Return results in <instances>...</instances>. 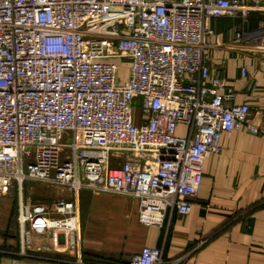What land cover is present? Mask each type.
<instances>
[{
	"label": "built area",
	"instance_id": "1",
	"mask_svg": "<svg viewBox=\"0 0 264 264\" xmlns=\"http://www.w3.org/2000/svg\"><path fill=\"white\" fill-rule=\"evenodd\" d=\"M252 13L264 0H0V199L17 192L13 254L110 264L84 259L82 189L136 199L145 226L189 213L221 134L264 137L210 65L222 17L236 20L232 44L264 58ZM27 181L72 195L31 201ZM128 264L172 262L144 245Z\"/></svg>",
	"mask_w": 264,
	"mask_h": 264
},
{
	"label": "crops",
	"instance_id": "2",
	"mask_svg": "<svg viewBox=\"0 0 264 264\" xmlns=\"http://www.w3.org/2000/svg\"><path fill=\"white\" fill-rule=\"evenodd\" d=\"M264 20V18H263ZM236 20H211V69L234 90L235 103H247L255 124H264V58L249 46L232 44ZM254 26V25H253ZM247 24V28H253ZM256 27V26H255ZM185 127L179 125L178 135ZM221 152L204 160L203 176L189 213L173 214L163 228L138 219L137 200L126 195L82 189L78 192L79 223L84 259L128 264L144 245L161 247L172 264H264V137L239 130L223 132ZM24 196L31 195L24 184ZM37 195H66L38 188ZM16 202L0 200V264H74L35 257H18L13 232ZM13 218V219H12Z\"/></svg>",
	"mask_w": 264,
	"mask_h": 264
},
{
	"label": "rangeland",
	"instance_id": "3",
	"mask_svg": "<svg viewBox=\"0 0 264 264\" xmlns=\"http://www.w3.org/2000/svg\"><path fill=\"white\" fill-rule=\"evenodd\" d=\"M121 73H123V70H121ZM137 113H139V107L137 109ZM29 188L30 192H31V195L29 194L28 196H25V198L31 200V201H36V200H42V201H49V200H52V199H56V198H66V195H60V194H49V196L47 197H40L37 195V190L38 188H47L49 190H53L55 192H58L59 190H68L67 188H64V187H60V186H56V185H51V184H44V183H41V182H35V181H27L25 183ZM24 189V187H23ZM24 192V190H23ZM10 198L12 201L16 202L17 201V192L15 189H12L9 191V193L6 195V196H3L1 199L3 198ZM0 199V200H1ZM13 219V218H12ZM14 220V219H13ZM14 222V221H13ZM13 227L14 229H12L13 232H16V228H15V223H13Z\"/></svg>",
	"mask_w": 264,
	"mask_h": 264
},
{
	"label": "trees",
	"instance_id": "4",
	"mask_svg": "<svg viewBox=\"0 0 264 264\" xmlns=\"http://www.w3.org/2000/svg\"><path fill=\"white\" fill-rule=\"evenodd\" d=\"M263 18H264V14H262V13H252V14L250 15V18H249L248 24H249V25L251 24V26L254 25L253 27H255V26L258 25V23H259L260 21L263 20ZM251 28H252V27H251Z\"/></svg>",
	"mask_w": 264,
	"mask_h": 264
}]
</instances>
